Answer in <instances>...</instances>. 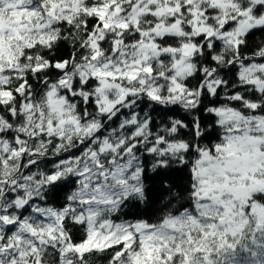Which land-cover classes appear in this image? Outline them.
<instances>
[{
    "label": "snow or ice",
    "instance_id": "obj_1",
    "mask_svg": "<svg viewBox=\"0 0 264 264\" xmlns=\"http://www.w3.org/2000/svg\"><path fill=\"white\" fill-rule=\"evenodd\" d=\"M0 264H264V0H0Z\"/></svg>",
    "mask_w": 264,
    "mask_h": 264
}]
</instances>
